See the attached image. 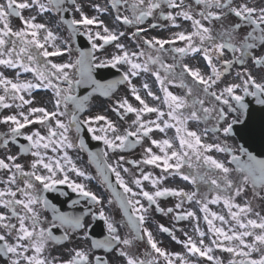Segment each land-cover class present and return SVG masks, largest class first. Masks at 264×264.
Masks as SVG:
<instances>
[{
  "label": "snow or ice",
  "instance_id": "6c2138e0",
  "mask_svg": "<svg viewBox=\"0 0 264 264\" xmlns=\"http://www.w3.org/2000/svg\"><path fill=\"white\" fill-rule=\"evenodd\" d=\"M194 5L198 6V11L186 0H106L103 4L95 0H0V66L15 70L17 77L10 79L0 71V109H20L0 118V123L8 126L7 132H0V148L8 150L10 143L18 144L19 148L15 155L0 157V172L7 174L0 177V184L3 185L0 187V208L5 210L0 211V258L4 264H119L120 258H123V264H159L160 257L164 264H176L177 259L180 264H194L185 255L170 253L158 246L152 231L146 227L148 212L153 205L164 214L174 211L173 208L165 210L158 202L159 198L168 196L180 198L176 209H180L185 200L199 204L212 234L213 238L206 244V233L200 229L196 213H177L176 220L189 217L197 220L195 231L199 240L185 233L187 239L178 241L184 245L188 255L223 264L211 254L217 248L232 255L228 264H264V215L254 211L251 200L243 204L236 202V198L245 194L249 187L253 200H264V158L243 145L233 147L227 139L220 140V135L231 137L234 125L240 122V116L247 113L249 104L245 97H254L257 104L264 105V51L256 53L257 49H264V0L259 5L255 0H242L240 3L237 0H194ZM86 8L94 14L90 15ZM165 8L176 11L165 12ZM157 10L159 17L170 21L173 27H180L178 18L191 21L192 30L175 32L169 39L144 38L142 43L148 51L145 48L129 51L120 42L125 32L120 31L119 25L134 27L131 35L135 38L148 30L142 25L155 17ZM24 11L30 15L25 16ZM68 13L71 16L66 15ZM46 14L57 18V27L66 29L67 38L54 32L49 27V21L38 20ZM102 16L111 17L113 26L110 27ZM13 17L22 23L15 30L11 23ZM160 26L157 23L149 25L150 28ZM81 32L91 41V49H73L71 41ZM177 41H182L184 46L176 47ZM106 45H114L117 51L98 60L95 53L104 50ZM165 45L171 47L166 48ZM74 51L78 54L72 59ZM65 53L70 57L67 62L55 63L49 59ZM226 53H231V58H226ZM197 54L202 56L210 69L207 75L200 68L190 67L184 62L186 56L195 57ZM165 56H171L173 63H166ZM249 61L258 70L259 78L248 66ZM124 65L128 69L118 80L102 82L93 74L97 68ZM237 65L239 69L235 77L239 82H230L215 90L218 82ZM22 73H31L33 79H20ZM142 73L154 76L163 93V97L156 95L145 82L142 85L145 95L160 101L167 111L151 106L133 84V78ZM188 78H191L190 83L186 82ZM82 84L91 87L92 93L83 97L75 95ZM121 84L129 86L131 96L139 104V107L134 106L127 96L114 101L112 110L121 119L134 114L128 128L121 132L111 119L102 114L80 119L78 113L85 110L92 94L111 97ZM169 85L185 89V95L174 94ZM41 88L51 89L54 93L55 110L32 107L34 98H25ZM69 102L74 106L72 110H69ZM25 106H29L27 112L23 110ZM151 113L156 114L154 120L144 118ZM65 116L68 117L67 122L62 119ZM189 121L205 124L212 121V124L197 131L188 127ZM34 123L44 126L47 133L42 134L36 129L26 135L23 130ZM82 125H87L93 138L102 140L106 146V150L89 151L88 155L123 211L124 223L129 229L126 236L120 234V221L107 215L101 207L98 216L105 222L107 235L103 239H95L88 231L85 216L91 213L95 218L97 213L91 208L80 215L62 212L44 195L49 190H55L57 185L68 184L89 204H102L101 196L88 189L85 183L72 180L69 176L71 172L86 181L95 178L80 168L68 151L77 147L86 149L85 141L79 136ZM73 128L75 139L70 134ZM168 129H175L178 144L168 138H151L154 130L165 133ZM210 132L218 134L216 139L220 142H205L204 138ZM21 136L27 143H19ZM145 138L159 149V153L149 146L144 148L139 160L129 161L120 156L114 163L109 162V151L133 149L142 145ZM49 150L54 155H48ZM213 150L230 155V159L216 158L209 154ZM26 155L32 157L27 162L28 170L25 163L18 162ZM121 162L138 168L140 165L155 166L169 175H179L196 189L188 192L159 187L167 176L154 177L140 168V176L133 180L138 190H134L121 175V169L123 172L130 171L122 167ZM185 166L191 171L185 172ZM234 172L237 173L235 179ZM112 174L122 191L111 182ZM143 181H150L156 190H145ZM200 185H207L209 192L215 195L209 199L207 193H201ZM137 197L146 200L147 206ZM107 202L112 204L113 199ZM221 202L227 208L229 219L209 208V204ZM72 203L75 205L79 201ZM39 209H50L52 219L42 216ZM217 220L221 225L230 226L227 229L217 226L214 223ZM54 228H63L64 235H55ZM159 228L165 233L171 232L162 224ZM72 234L89 241L90 248H74L69 253L70 258L65 260L45 255L50 246L70 241ZM141 240L152 250L146 249L144 258L130 251L135 242ZM94 249L105 250V255L92 256ZM253 253L260 255L253 258Z\"/></svg>",
  "mask_w": 264,
  "mask_h": 264
},
{
  "label": "flooded vegetation",
  "instance_id": "af4514ba",
  "mask_svg": "<svg viewBox=\"0 0 264 264\" xmlns=\"http://www.w3.org/2000/svg\"><path fill=\"white\" fill-rule=\"evenodd\" d=\"M89 2H92V0H89ZM95 2L99 3H105L106 0H95ZM242 2V0H237V3ZM251 2V0H249ZM186 3H191L193 4V7L198 11V6L194 5V0H186ZM256 4H260L261 0H255ZM86 11L89 12V14H94V12L90 8H86ZM111 11V9H110ZM165 12L167 11H176L174 9H164ZM25 16L30 15L28 11H24L23 13ZM70 13L66 14L69 15ZM159 17V10H157L156 16L153 18H149L148 21L142 25V27L147 28L148 30L141 34L140 36H137L135 38L132 37L131 33L135 31V28L132 26H125L123 24L119 25L120 31H124L125 35L121 37L120 42L125 44L126 48L129 51H138L139 48H145L143 45L142 41L144 38L151 39L153 37L160 38V39H169L172 37V34L175 32L179 31H191V21H186L183 20L182 18H178L177 23H179L180 27H173L171 25L170 21L164 20L162 17ZM102 19L105 20L106 23L109 24L110 27L113 26L112 18L109 16H102ZM234 20L235 17H232ZM38 20L41 22L47 20L49 21V27L53 28L54 32H57L59 36L63 38H67V31L66 29H60L57 27V18L53 16H48L47 14L44 17H38ZM12 27L13 29H18L19 27L22 26L21 21L18 18L13 17L11 20ZM152 23H157L158 25H161L160 27L156 28H150L149 25ZM247 31V30H244ZM59 43V41H58ZM73 49L79 47V45L75 42V40L71 41ZM176 47H183L184 43L182 41H177L175 44ZM168 47H171L170 45ZM166 47V48H168ZM51 51L52 49L49 48ZM260 49L256 50L257 54H260L259 52ZM117 50L115 49L114 45H109L105 46L104 50L97 51L96 56L98 57V60L104 59L112 54H114ZM145 51H148L147 48H145ZM78 53L75 51L72 53V59L75 58V56ZM226 58H231V53H226ZM53 62L55 63H60V62H67L70 57L67 53H65L62 56L58 57H50ZM143 60V57L141 58ZM165 62L166 63H173V60L171 59V56H165ZM184 62L189 64L190 67L193 68H200L201 72L205 75H207L210 72V69L207 67L206 62L200 56L197 54L195 57L193 56H186L184 58ZM219 66V64H218ZM250 68H253V74L255 73L258 75V70L251 64V61H249ZM124 69L127 71L128 66L124 65ZM239 69V65L235 66L233 70L231 71L230 74L225 75L220 82L215 86V90H218L219 88H222L226 84L230 82H239V80L234 76V72ZM0 71H3L6 76H8L10 79H16L15 75V70L12 69H6L3 66H0ZM20 79H33V75L31 73H22L21 76L19 77ZM78 78V77H77ZM259 78V75H258ZM148 83L151 90L156 93V95L163 97V93L159 88L158 82L155 80V77L152 76L151 74H141L139 78L135 81L136 87L141 90V95L145 97L147 102L151 106H159L162 110L167 111L166 106L161 104L160 101L153 100L151 97H147L145 95V90L142 88V85L144 83ZM186 82H191V78H188ZM66 87V85H62ZM77 90V89H76ZM169 90L172 91L176 95H185V89L177 86V85H169ZM0 94H2V90H0ZM76 94V91L75 93ZM124 96H127L129 101L134 105L139 107V104L137 101L133 99L131 96V93L127 87H123L120 91V97L122 98ZM27 98H34L33 104L31 105L32 107H45L49 111H53L54 109V93L52 92L51 89H36L32 92L31 97H28L26 95L25 97ZM115 101V100H114ZM29 106L24 107V111L27 112ZM73 105L71 102H69V110L73 109ZM20 111V109L12 108V109H0V118H2L3 115L11 114L14 112ZM93 109L90 108L88 112L84 115V118H87L88 116H94L97 114L93 113ZM103 114L107 116L109 119H111L120 129L121 132L125 128H128L131 124V120L134 119V114H128L124 119H121V117L114 111V113H111L110 108L108 104L103 105ZM156 114L151 113V114H146L145 119H155ZM167 117H165L166 119ZM62 119L67 122L68 117H62ZM128 123L129 125H126ZM212 121H209L207 124L204 122H194V121H189L188 127L193 130L200 131L204 127H211ZM53 126L54 123H53ZM93 127L99 128L100 125H93ZM36 129H39L42 134L47 133V129L38 124L35 123L34 125H29L27 126L23 131L24 133L31 134L33 131ZM134 130V129H133ZM8 131V126L0 123V132H7ZM74 139L76 136L75 128L72 129V132L70 133ZM97 134H100L97 132ZM81 134L79 133V136ZM151 138L153 139H172L174 144H178V141L175 139L176 133L175 129H168L166 130L165 133H161L158 130H154L151 134ZM218 134H213L209 133L207 137H205V142L208 143H215V142H220V140L227 139L228 143L233 146L237 147L238 143L237 140L231 136L228 138L223 137L220 135V140L216 139V136ZM19 143H27L25 140L24 136H21L18 138ZM77 144L79 143L78 140L75 141ZM104 144V142H103ZM151 146L153 148L154 152L159 153V149L150 144V141L145 138L144 142L142 145H137L135 148L130 149V151H119L117 150L116 152H111L109 151V162L114 163L119 159L120 156H124L126 160H139L143 156V150L146 147ZM104 150H106V146L104 144ZM19 151L18 144H9L8 150H5L3 148H0V157L5 156L6 154H17ZM69 154L72 156L73 160L77 163V165L84 169L86 172L90 173L93 177H95L92 180H84L82 177H78L75 175V173H69L70 179L75 180L80 183H85L91 191L95 192L97 195L101 196L103 198V202L101 205H96V204H89L88 201L81 197L78 192H75L72 190V188L68 184H60L57 185L55 190H49L44 193V195L47 197V199L50 201L51 204H54L60 211L74 214V215H80L81 213H84L86 209L91 208L92 212L97 213L95 218L91 213L85 216V221L88 224V231L90 232L91 236L95 239H103L104 236L107 235V229L105 222L101 220L98 216V211L101 207H103L105 213L109 216H111L113 219L120 221V224L118 225L120 228V234L123 236L128 235L129 229L125 226L124 223V216L122 213V209H120L119 204L115 201L113 197V193L111 189L108 188L107 184L102 181V179L99 177L97 169L95 164H93L89 158L88 153L85 150H80L78 147L74 149H69ZM62 154V153H61ZM213 156H215L218 159H223V160H229L230 155L226 153H218L215 150H213L211 153H209ZM48 155H54L51 150L48 151ZM32 157L30 155L22 156L18 162L20 163H25L26 165V170L27 168V162L30 161ZM122 167H127L130 169L129 172H123L121 169V175L125 178V180L128 182L129 186L133 187L134 190H138L137 186L133 184V180L135 177L140 176V168H143V171L145 173H152L154 177H159V176H167L166 179L162 181V183L159 185V187H170V188H177V189H184L185 191L191 192L196 189V186L192 185L189 181H184L179 175H169L168 173H164L162 169L157 168L152 165H140V167H135L131 164H124L121 162ZM230 167H234L233 165H229ZM185 172L191 171L190 169L185 166L184 168ZM6 173L0 172V177H6ZM62 175V174H61ZM233 178L235 179L237 177V173H233ZM111 182L117 186L118 190L122 191V188H120L119 185L116 184V179L115 175L112 174L110 176ZM143 186L144 189L147 191H155V187H153L150 183V181H143ZM0 187H3L2 184H0ZM37 187L39 188L40 185L37 182ZM200 191L201 193H207L208 198L210 199L212 196L215 195L214 192H209L208 186L207 185H200ZM113 199L112 204H108V200ZM137 199H141L142 203L147 206L148 202L144 200L141 197H137ZM79 201L78 204L73 205V201ZM246 200H251L254 206V211L260 212L261 215H264V200H261L259 198H256L253 200V194L251 187L248 188L245 194H243L240 197L236 198V202L243 204ZM180 201V198L178 197H173V196H168V197H161L159 198L158 202L161 207L165 208H173L174 211L172 213H161L159 212L155 205H153L148 212V220L146 223V227H148L156 241L158 242V246L164 248L170 253H176L177 251H180L182 255L187 254V251L182 243H179L178 241H183L186 240L187 237L185 236V233H187L188 236H192L193 239L199 240V235L198 232L195 231V225L197 223V220L194 218H187L184 220H176L175 216L177 213H185L187 211H194L196 213V217L199 218V227L201 230H203L206 235L204 237L205 243L208 244L210 243L212 237V234L208 228L207 222L203 219L204 213L201 210V206L197 204L195 201L193 202H188L187 200L184 201L182 207L180 209H176L175 205ZM209 208L211 211H215L221 215H224L226 219H229L228 217V211L226 206L223 205L221 202L220 204H209ZM41 211L42 216H45L48 218V220L52 219V213L51 210L44 211L43 209H39ZM0 211H5L4 209L0 208ZM211 218V217H209ZM252 218H255L254 216ZM15 222V220H13ZM214 223L217 226H224L226 229L230 225H221V223L217 220L214 221ZM231 223V222H230ZM164 225L165 227H168L171 232L170 233H165L160 230L159 225ZM64 229L63 228H54L53 232L57 236H63L64 235ZM73 238L70 241H66L63 244H57L55 246H50L48 250L45 252V255L49 258L52 257H58L60 260H65L70 258V251L74 248L78 247H84V248H90V242L89 241H84L79 238H77L76 234H72ZM175 237V239L173 238ZM250 239V238H249ZM146 249L150 251L149 246L144 242L143 240L141 241H136L134 244V247L130 249L137 257L139 258H144ZM185 253V254H184ZM214 257H218L220 260L223 261V264H228L229 260L232 259V255L230 253H227L223 251L222 249H217L214 248L213 252L211 253ZM92 256L95 255H105V250L103 249H94L91 253ZM142 255V256H141ZM259 253H253L252 256L253 258H258ZM111 259V258H110ZM175 259V258H174ZM0 264H4V260L0 258ZM119 264H123V258H120ZM160 264V260H159ZM161 264H164L161 263ZM176 264H180V261L177 259ZM202 264H215L214 261H208L206 258H202Z\"/></svg>",
  "mask_w": 264,
  "mask_h": 264
},
{
  "label": "water",
  "instance_id": "95a60500",
  "mask_svg": "<svg viewBox=\"0 0 264 264\" xmlns=\"http://www.w3.org/2000/svg\"><path fill=\"white\" fill-rule=\"evenodd\" d=\"M250 104L247 119L236 127V133L247 147L264 154V106Z\"/></svg>",
  "mask_w": 264,
  "mask_h": 264
},
{
  "label": "rangeland",
  "instance_id": "374dc122",
  "mask_svg": "<svg viewBox=\"0 0 264 264\" xmlns=\"http://www.w3.org/2000/svg\"><path fill=\"white\" fill-rule=\"evenodd\" d=\"M189 258V257H188ZM190 259V261H193L194 262V264H199L200 262H199V260L196 258V257H191V258H189Z\"/></svg>",
  "mask_w": 264,
  "mask_h": 264
}]
</instances>
